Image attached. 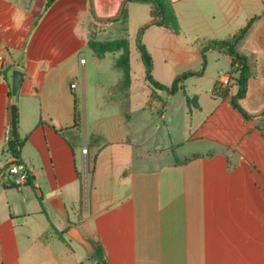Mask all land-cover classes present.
<instances>
[{
	"label": "crops",
	"instance_id": "crops-1",
	"mask_svg": "<svg viewBox=\"0 0 264 264\" xmlns=\"http://www.w3.org/2000/svg\"><path fill=\"white\" fill-rule=\"evenodd\" d=\"M167 1L179 35L147 27L148 3L0 0V264H94L73 228L108 264H264L263 113L249 112L252 79L238 101L252 119L231 106L232 57L207 49L259 17L238 51L264 72V0ZM125 9L130 57L135 48L143 63L144 46L157 82L202 74L173 96H153L145 66L136 89L131 62L127 82L121 51L98 57L88 44L95 22L120 24ZM135 21L138 39L129 35ZM107 61L122 70L115 80L104 75ZM16 70L24 79L11 96ZM217 83L227 98L214 95ZM188 84L203 89L188 93ZM14 105L33 185L7 176Z\"/></svg>",
	"mask_w": 264,
	"mask_h": 264
},
{
	"label": "trees",
	"instance_id": "trees-1",
	"mask_svg": "<svg viewBox=\"0 0 264 264\" xmlns=\"http://www.w3.org/2000/svg\"><path fill=\"white\" fill-rule=\"evenodd\" d=\"M128 1L148 3L151 6L150 21L147 27H151V26L165 27L175 35L180 34V27L178 24V20L173 12L171 4L167 0H128ZM50 4L51 2H49L48 6H50ZM258 18L259 17H253L248 22V24L244 28L240 29L239 32L232 38L223 40V41L210 42L209 45L207 46V49L212 48V47L225 49L228 52V54L232 57V66H231L230 74L231 76L236 73L238 74L237 79H235V85L238 87V92L236 96H234L231 99V106L235 110H237L244 117L245 120H248V121L252 119V116H250L241 107L239 102L245 99L247 96L249 84L252 79V69L249 64V59L238 51V47L247 38L249 32L251 31L253 27L254 22ZM127 19L128 17H127V12L125 9L123 11L122 16L117 19V21H121V23L125 25V31H127L126 29ZM88 44H89V47L93 50V52L97 56L98 55L102 56L106 53L122 51V55L117 61V66L124 69L126 81L127 82L129 81L131 57H130V46L127 40L114 41V42H98V43L93 40H89ZM141 54H142L143 64L146 69V79L149 85L153 89V93H152L153 96H155L158 91L165 92L173 96L178 92L179 85H184L186 80H188L189 78L200 76L202 74L200 72L199 73L186 72L180 75L174 81L171 87H166V86L161 85L159 82H157L155 78L153 77V74H152L153 60H152L151 55L149 54V52L146 50L144 46H141ZM220 86L221 85L219 83L215 85L214 95L216 97L225 99L228 97L229 89L227 88L224 89V88H221ZM11 96H12V92H11ZM184 97L186 99L187 105L190 110L199 108L197 98H190L186 93H184ZM236 100H238L239 102L236 103ZM263 116H264V113H263ZM24 144L25 142L21 141L19 138H13L12 134L10 135V138L7 143L8 153L11 156H13L15 158V161L19 164H23L21 161V152L24 147ZM8 166L6 167V170L8 169ZM25 169L28 174L27 182L28 184L33 185L34 178L30 176L26 167ZM7 176L12 178V179L9 178L10 180H12V182L14 181V178L11 177L9 174ZM91 259L94 262V264H108L106 256L101 246H96V254L93 257H91Z\"/></svg>",
	"mask_w": 264,
	"mask_h": 264
},
{
	"label": "rangeland",
	"instance_id": "rangeland-1",
	"mask_svg": "<svg viewBox=\"0 0 264 264\" xmlns=\"http://www.w3.org/2000/svg\"><path fill=\"white\" fill-rule=\"evenodd\" d=\"M138 25L135 22H133L130 26L129 29V35L135 39L139 38V35L142 34L140 31H138ZM126 34L125 31V25L120 23L117 24L115 23L114 25H108V24H97L95 22V26L93 30L91 31L89 35V40H93L95 42H114V41H124L127 40L124 36ZM142 36V35H141ZM122 52V51H121ZM112 55L109 56V59H112L114 57L115 52H111ZM105 55V54H104ZM122 55V54H121ZM120 55V57H121ZM101 56V55H100ZM98 55V57H100ZM119 57V58H120ZM140 60V51L136 50L135 48L132 49V54H131V62H132V78L134 81V84L136 86V89H139L142 87V82L144 80V65ZM250 64V63H249ZM104 75L107 77V79H112L115 80L118 78L119 73L122 72L121 69H112L110 65L107 62H104ZM260 75L263 77L264 72H254L252 71V94H253V105L249 107V112L251 114H254L256 109L259 113H264V106L262 103H264V89L259 86L260 81L258 78H260ZM235 79H237L238 74H234ZM186 85V83H185ZM203 87L197 86L193 87L192 85L188 84L187 92H193L195 90H201ZM263 89V90H262ZM104 95H108V93H103ZM169 95V94H166ZM144 96V95H143ZM182 97V93H178L175 99V105L177 106V101ZM262 110V111H261ZM263 115V114H262ZM264 118V116H263ZM177 119L174 120V125H177Z\"/></svg>",
	"mask_w": 264,
	"mask_h": 264
},
{
	"label": "water",
	"instance_id": "water-1",
	"mask_svg": "<svg viewBox=\"0 0 264 264\" xmlns=\"http://www.w3.org/2000/svg\"><path fill=\"white\" fill-rule=\"evenodd\" d=\"M24 79V73L22 71H14L12 74V82H11V91L12 94L15 96ZM236 103H238V100H236ZM11 127H12V136L13 138H18V111L17 107L14 105L11 109ZM69 237L75 241L78 245H80L84 251L89 256H94L96 254L95 246L87 240L83 234L79 231L77 228H73L71 232L69 233Z\"/></svg>",
	"mask_w": 264,
	"mask_h": 264
},
{
	"label": "built area",
	"instance_id": "built-area-1",
	"mask_svg": "<svg viewBox=\"0 0 264 264\" xmlns=\"http://www.w3.org/2000/svg\"><path fill=\"white\" fill-rule=\"evenodd\" d=\"M1 60H3L1 58ZM84 63V60L82 61ZM76 85H72L75 88ZM7 173L14 178V185L20 187L27 183L28 174L23 164L17 163L15 160L8 166Z\"/></svg>",
	"mask_w": 264,
	"mask_h": 264
}]
</instances>
